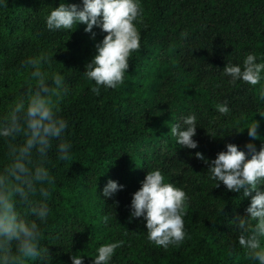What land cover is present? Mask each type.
<instances>
[{
  "label": "trees",
  "instance_id": "1",
  "mask_svg": "<svg viewBox=\"0 0 264 264\" xmlns=\"http://www.w3.org/2000/svg\"><path fill=\"white\" fill-rule=\"evenodd\" d=\"M60 2L0 0V114L24 83L21 60L38 49L53 52V67L71 88L61 115L68 123L65 139L72 145V159L59 161L55 146L48 154L55 178L51 212L42 226V246L52 256L48 264H72L74 254L93 264L96 249L116 241L124 243L110 264H253L239 247L235 223L246 216L250 198L229 192L222 183L215 188L209 165L195 153L213 160L227 143L246 151L248 142L257 150L264 142V118L258 114L264 111L259 98L264 74L251 86L242 81L232 85L223 72L228 63L242 65L249 53L264 62V0H141L147 27H141L140 50L131 56L125 83L117 89L101 87L98 96L91 91L94 81L83 72L105 34L94 27L92 38L82 23L71 32H49L45 17ZM240 95L248 103L239 102ZM224 102L227 115L215 107ZM190 114L197 117L196 149L182 148L170 133ZM253 119L259 121L255 141L246 129ZM178 161L183 162L179 173L165 168ZM154 169L189 197L188 238L167 250L147 240L142 217H131L132 194ZM110 179L124 187L104 197Z\"/></svg>",
  "mask_w": 264,
  "mask_h": 264
},
{
  "label": "clouds",
  "instance_id": "2",
  "mask_svg": "<svg viewBox=\"0 0 264 264\" xmlns=\"http://www.w3.org/2000/svg\"><path fill=\"white\" fill-rule=\"evenodd\" d=\"M45 21L49 32H71L82 23L92 38L96 36L94 27L105 34L95 44V55L83 72L87 80L94 81L91 91L97 96L101 87L117 89L125 83L131 56L141 47V27H147L141 0H61ZM53 57L51 50L38 49L21 60L19 72L24 83L0 114V141L4 145V159L0 162V264H48L52 257L49 249L42 246V226L51 212L48 201L55 180L48 167V154L55 146L59 161L72 159V145L65 139L68 123L61 115V105L71 95V88L65 75L54 69ZM223 72L231 78L232 85L242 81L255 86L264 74V62H257V56L249 53L242 65L228 63ZM259 98L264 100V90ZM215 107L222 115L230 112L227 102ZM258 114L264 118V111ZM196 121L195 114H190L182 124L171 127V135L182 148L198 147L193 139ZM258 128L259 121L255 119L246 128L252 141L260 139ZM195 157L209 165L207 172L210 179L217 181L215 188L222 183L229 192L250 198L246 216L235 222L238 244L249 261L264 264V142L259 150L248 142L246 151L227 143L226 151L218 152L213 160H207L201 152H196ZM123 187L110 179L103 196L111 197ZM188 201L182 188L165 182L162 172L154 169L146 173L140 188L132 194L131 217L146 221L150 243L165 250L179 247L188 238L184 224ZM109 219L107 215L102 217L105 223ZM123 243L100 245L93 264H110ZM71 261L84 264L83 256L78 254L72 255Z\"/></svg>",
  "mask_w": 264,
  "mask_h": 264
},
{
  "label": "rangeland",
  "instance_id": "3",
  "mask_svg": "<svg viewBox=\"0 0 264 264\" xmlns=\"http://www.w3.org/2000/svg\"><path fill=\"white\" fill-rule=\"evenodd\" d=\"M237 100L243 104L248 103L249 98L246 95H240L238 96ZM163 153H166V148L163 147ZM183 167V162L182 161H178L177 166L173 165L172 163H168L165 168L169 169L172 173L177 174L181 171Z\"/></svg>",
  "mask_w": 264,
  "mask_h": 264
}]
</instances>
